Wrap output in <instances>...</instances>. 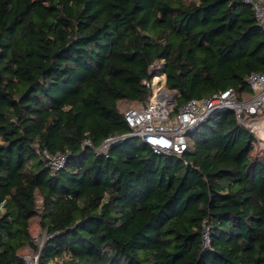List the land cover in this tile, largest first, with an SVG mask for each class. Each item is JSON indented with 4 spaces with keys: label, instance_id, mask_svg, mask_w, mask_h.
Wrapping results in <instances>:
<instances>
[{
    "label": "trees",
    "instance_id": "obj_1",
    "mask_svg": "<svg viewBox=\"0 0 264 264\" xmlns=\"http://www.w3.org/2000/svg\"><path fill=\"white\" fill-rule=\"evenodd\" d=\"M252 72L264 31L245 0H0V264L39 250L35 219L39 264H264V149L233 109L182 155L130 137L96 150L131 131L119 101L147 104L155 76L178 111L250 98Z\"/></svg>",
    "mask_w": 264,
    "mask_h": 264
},
{
    "label": "built area",
    "instance_id": "obj_2",
    "mask_svg": "<svg viewBox=\"0 0 264 264\" xmlns=\"http://www.w3.org/2000/svg\"><path fill=\"white\" fill-rule=\"evenodd\" d=\"M245 1L252 7L264 31V0ZM155 77L156 79L153 78L151 83H148L152 88L148 103L132 106L123 111L131 131L121 136L107 138L96 150L106 151L110 143L136 134L157 154L182 155L188 147L187 133L218 110L231 108L238 117L240 113L245 112L247 120H253L259 114L264 115V72H252L249 75L248 84L253 95L248 99H238L236 91L230 88L208 97L191 99L178 111H174L178 91L167 87L166 73ZM84 145L94 147L90 140H85ZM42 154L54 169L63 167L66 162V156L60 152L51 153L44 149ZM49 238L47 230L41 228V232L33 237V243L39 250H34L31 246L23 249L22 257L25 264H39L40 250ZM204 242H210L209 227L204 232ZM30 249L35 251V254L29 252Z\"/></svg>",
    "mask_w": 264,
    "mask_h": 264
},
{
    "label": "rangeland",
    "instance_id": "obj_3",
    "mask_svg": "<svg viewBox=\"0 0 264 264\" xmlns=\"http://www.w3.org/2000/svg\"><path fill=\"white\" fill-rule=\"evenodd\" d=\"M154 79H156V77H154ZM245 94L247 95L248 93H245ZM132 106H136V104H133L126 100L120 101V105H119L122 111H125L126 109ZM242 121L245 126H247L251 131H253L258 136L259 145L262 149H264V115L259 114L256 118H253V120L244 119ZM133 140L137 143L142 142L141 138H135ZM31 231H32L33 237L38 235L41 232V226H40L38 219L34 220ZM23 252L24 251L22 250L21 254H23ZM29 252H33L35 254V251L31 249L29 250Z\"/></svg>",
    "mask_w": 264,
    "mask_h": 264
},
{
    "label": "water",
    "instance_id": "obj_4",
    "mask_svg": "<svg viewBox=\"0 0 264 264\" xmlns=\"http://www.w3.org/2000/svg\"><path fill=\"white\" fill-rule=\"evenodd\" d=\"M249 5H250V4H249ZM246 118H247V115H246L245 112L240 113V115H239V119L244 120V119H246ZM129 137H130V138H140V137L137 136L136 134H131ZM160 155H167V153H161Z\"/></svg>",
    "mask_w": 264,
    "mask_h": 264
},
{
    "label": "crops",
    "instance_id": "obj_5",
    "mask_svg": "<svg viewBox=\"0 0 264 264\" xmlns=\"http://www.w3.org/2000/svg\"><path fill=\"white\" fill-rule=\"evenodd\" d=\"M119 105H120V101H119Z\"/></svg>",
    "mask_w": 264,
    "mask_h": 264
}]
</instances>
